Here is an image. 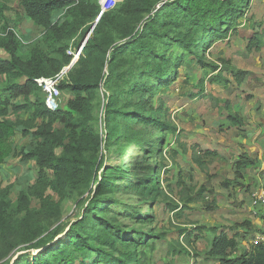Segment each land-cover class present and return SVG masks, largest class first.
<instances>
[{
    "label": "trees",
    "instance_id": "trees-1",
    "mask_svg": "<svg viewBox=\"0 0 264 264\" xmlns=\"http://www.w3.org/2000/svg\"><path fill=\"white\" fill-rule=\"evenodd\" d=\"M98 1L20 0L22 17L41 30L25 48L0 3V53L6 56H0L5 95L0 100V169L10 157L36 166L33 183L14 200L10 184L0 189V264H155V241L165 234L151 227V207L164 201L179 218L186 206L174 204L162 188L163 143L168 134H176V126L165 119L162 100L153 106L152 99L172 85L187 59L217 72L209 82L227 84L222 71L238 85L245 80V72L227 63L222 68L204 54L240 25L250 0H120L99 17L83 57L60 84L61 94L68 95L65 104L55 112L47 110L35 80L52 77L68 64L65 52L98 17ZM263 42L264 32H256L249 49L259 50ZM14 98L18 100L11 102ZM223 103L224 125L242 128L239 115L228 101ZM8 107L12 115L23 111L29 118L7 119ZM18 126L24 128L22 136L31 135L32 147L14 146ZM152 134L155 138L149 141ZM131 147L143 154L134 174L125 162ZM111 152L119 165L106 166ZM200 159L195 156L193 161L201 168ZM253 163L243 155L236 170ZM232 184L226 179L221 186ZM33 200L37 209L31 206ZM184 200L188 204L195 199ZM69 201L80 207L79 214L56 226L60 204ZM242 226L255 230L249 222ZM227 230H215L208 256L218 258L217 264H264V245L231 257L240 235ZM194 234L193 229H179V235ZM177 246L173 255H189L187 246Z\"/></svg>",
    "mask_w": 264,
    "mask_h": 264
},
{
    "label": "rangeland",
    "instance_id": "rangeland-1",
    "mask_svg": "<svg viewBox=\"0 0 264 264\" xmlns=\"http://www.w3.org/2000/svg\"><path fill=\"white\" fill-rule=\"evenodd\" d=\"M19 1L0 0V3L6 6L5 19L25 48L28 43L37 39L40 29L23 19L18 7ZM239 23L226 39L215 42L204 57L222 68L227 63L236 70L245 72V80L241 84L238 85L226 71H222L221 75L228 81L227 84L209 82L217 72L211 73L195 61L187 59L178 69V76L172 85L152 99L153 106L159 102L158 99L162 100L167 110L165 119L176 126V134H168L163 143L162 188L174 204L186 206L179 218L166 208L164 201L151 207L154 216L151 227L155 232L165 234L162 240L155 241L152 253L155 264H168L170 261L173 264H215L207 251L216 234L215 230L223 228H227L230 235L235 232L240 235L231 257L251 250L249 240L253 232L241 225L245 222L252 226V223H257L250 217L249 200L251 194L264 185V42L259 50H255L252 47L249 49V40L254 33L264 32V0H250L245 18L240 19ZM1 25L2 21L0 30ZM0 56L6 58L4 53H0ZM201 81L202 92L198 88ZM3 82L4 78L0 77V100L5 96ZM67 98V93L61 94V107ZM15 100L18 98L11 99V102ZM224 101H228L232 110L239 115L243 122L242 128H227L224 125L227 114L223 109ZM7 111L6 118L12 121L29 118V114L23 111L16 115L10 113V107ZM23 130L22 126L17 127L13 144L16 148L28 149L34 145V140L30 134L22 136ZM154 138L155 134H152L149 141ZM205 152L209 154L205 156ZM243 155L254 163L237 172L236 162ZM195 156L201 157L203 167L194 163ZM141 158L143 154L140 149H128L125 162L130 173L137 172L135 167ZM6 163V170L0 169V189L10 184V197L13 200L17 194L14 191L32 184L36 166L34 163L35 167L22 165L16 157H10ZM105 164L116 166L120 164V160L111 152L105 158ZM129 177L132 179L133 175ZM226 179L233 181L228 189L221 186ZM49 194L53 200L58 201L52 192ZM117 196L128 203L132 202L127 196ZM189 197L195 200L187 204L184 199ZM31 206L37 209L38 203L33 200ZM142 209L145 212L146 205ZM79 212L80 207L73 201L61 203L59 221L55 225L73 221ZM199 226L203 229L196 230ZM237 226L240 227L233 229ZM209 228L214 230L210 231ZM179 229H193L195 234L191 238L182 236L179 235ZM188 241L192 243L191 246ZM179 243L187 246L188 256L173 255V249H177ZM35 255L36 253L29 256L30 259Z\"/></svg>",
    "mask_w": 264,
    "mask_h": 264
},
{
    "label": "built area",
    "instance_id": "built-area-1",
    "mask_svg": "<svg viewBox=\"0 0 264 264\" xmlns=\"http://www.w3.org/2000/svg\"><path fill=\"white\" fill-rule=\"evenodd\" d=\"M118 1L120 0H99L100 13L98 17L90 23L88 30L84 33L82 38H79L78 41H71L65 52L69 58L68 64L52 77H42L35 80L44 96V105L47 110L55 112L59 108V98L61 96L60 84L67 81L68 73L77 64L80 58L83 57L85 47L93 36L99 17L103 13L113 9ZM249 210L250 217L257 221V223H252L255 228L249 240L250 248H252L258 245H264V185L251 194Z\"/></svg>",
    "mask_w": 264,
    "mask_h": 264
},
{
    "label": "crops",
    "instance_id": "crops-1",
    "mask_svg": "<svg viewBox=\"0 0 264 264\" xmlns=\"http://www.w3.org/2000/svg\"><path fill=\"white\" fill-rule=\"evenodd\" d=\"M24 19V18H23ZM25 20H27V19H25ZM27 21H29V20H27ZM29 22H31V21H29ZM32 23V22H31ZM33 24V23H32ZM36 27V26H35ZM38 28V27H37ZM41 31V30H40ZM40 31H39V35H40ZM6 161H9V158L6 160ZM32 163H34V162H28L27 164H24V165H30V166H28V167H31L32 165L34 166V164H32ZM7 164V163H6ZM6 164H4V165H2V169L5 171L6 170ZM23 165V164H22ZM4 166V167H3ZM17 167H18V165H17ZM35 167V166H34ZM3 170H1V172H3ZM16 170H17V168H16ZM15 170V171H16ZM12 171V170H11ZM17 172V171H16ZM10 174H11V172H10ZM33 174H34V171H33ZM35 174H36V172H35ZM35 174H34V177H35ZM33 183V182H32ZM14 190H15V188H14ZM21 190V188L19 189V191ZM19 191H14V192H19ZM17 195V194H16ZM16 195L14 196V197H16ZM15 199V198H14ZM13 199V200H14ZM212 258V257H211ZM212 259H214L215 260V264H217L218 263V258H212ZM190 264H193V262H190Z\"/></svg>",
    "mask_w": 264,
    "mask_h": 264
},
{
    "label": "bare ground",
    "instance_id": "bare-ground-1",
    "mask_svg": "<svg viewBox=\"0 0 264 264\" xmlns=\"http://www.w3.org/2000/svg\"><path fill=\"white\" fill-rule=\"evenodd\" d=\"M188 196V195H187Z\"/></svg>",
    "mask_w": 264,
    "mask_h": 264
}]
</instances>
